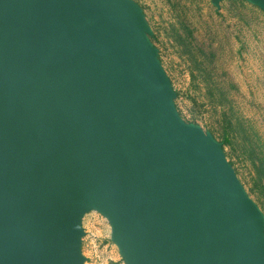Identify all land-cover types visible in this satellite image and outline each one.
Returning <instances> with one entry per match:
<instances>
[{"label":"rangeland","instance_id":"374dc122","mask_svg":"<svg viewBox=\"0 0 264 264\" xmlns=\"http://www.w3.org/2000/svg\"><path fill=\"white\" fill-rule=\"evenodd\" d=\"M94 1L108 5L116 31L136 33L149 89L143 85L144 66L137 63L139 74L132 67L129 55L135 52L129 45L127 55L111 34L59 22L57 14L68 0H59L58 7L48 0H0V144H18L30 135L32 150L45 148V158L37 155L41 167L50 164L58 177L60 151L68 162L77 159L60 108L64 119L78 117L67 116L73 107L90 119L92 100L94 112L98 101L114 103L119 117L113 123L123 126L129 143L142 126L132 107L137 100L157 126L160 111L181 142L221 162L231 181L228 192L250 211L251 233L264 240V5L258 0ZM78 7L85 10L86 1ZM150 93L157 94V103ZM10 111L19 114L13 126L5 122ZM106 118L107 113L99 115L100 135L113 129ZM12 129L9 141L4 133ZM86 133L76 136L90 141ZM172 145L168 138L161 153L146 159L150 170L166 171ZM82 153L81 163L68 171L72 190L81 172L85 181L93 168L119 177L139 164L101 165ZM98 189L96 184L93 190ZM104 192L89 191L71 217L69 264H150L142 217ZM121 195L126 201L133 197L127 191ZM36 200L44 202L39 195ZM27 252L14 240L0 250V264H24Z\"/></svg>","mask_w":264,"mask_h":264},{"label":"water","instance_id":"95a60500","mask_svg":"<svg viewBox=\"0 0 264 264\" xmlns=\"http://www.w3.org/2000/svg\"><path fill=\"white\" fill-rule=\"evenodd\" d=\"M85 1L87 8L80 11L79 3ZM258 1L264 5V0ZM54 2L58 7L59 0H48L49 6L54 5ZM107 7L94 0H68L67 3L63 2V10L57 14V19L73 29L84 27L86 30L111 34L127 55L129 45L135 52L134 56L129 55L132 67L138 71V62L144 66L143 85L148 88L146 64L136 33L126 31L128 29L116 31V16ZM68 33L72 31L64 32L65 35ZM151 96L156 102L157 94ZM91 102L90 119L81 114V104V111L73 107L67 113V116L79 114L78 117L66 119L59 107L60 116L65 121V131L70 134L77 149V159L69 161V165L68 155L60 151L63 157L59 167L63 174L58 177L53 176L50 164L41 167L42 162L37 160V155L45 158V148L38 152L32 150L30 135H22L18 144H11L9 141L14 139L15 130L4 133V137L9 140L5 139L4 142L9 144H0V160L3 162L0 165V198L5 199V204L10 207L0 211V250L17 240L28 248V259L24 264H69L71 248L68 230L71 217L90 194L89 191L99 195L105 190L104 193L111 196L113 203L120 202L128 209L136 210L142 217L140 225L147 234L145 244L149 249L150 264H235V259L237 264H250L252 258L240 234V221L234 219L222 204V193L231 181L221 162L181 142L157 106L160 115L156 119L161 121L160 126L152 121L137 100L132 101L142 126L139 136H132L134 140L128 143L130 139L125 137L127 132L123 126L113 123L119 117L113 111L115 104L98 101L94 112V100ZM105 113L108 118L104 121H109L113 129L100 135L102 120L99 115ZM18 116L10 111L4 121L13 126ZM87 122L90 124L83 129ZM85 131L91 134V139L82 142L81 136L76 134ZM141 136L146 139L140 140ZM168 138L173 143L171 162L166 163V171H151L146 159L152 160L157 153H161L159 149ZM83 151L90 154L93 163L101 165L132 160H137L139 164L131 165L129 172L122 176L119 174V177H116L115 171L111 175L93 168L91 177L85 181V172H81L76 176V188L72 190L68 184V171L73 170L77 162L81 163L79 157ZM36 169L43 172L38 173ZM96 184L98 187L101 185V189L93 190ZM126 191L133 196L131 200L128 198L126 201L122 197L121 193ZM36 195L44 198V202L36 200Z\"/></svg>","mask_w":264,"mask_h":264},{"label":"crops","instance_id":"0c3cea01","mask_svg":"<svg viewBox=\"0 0 264 264\" xmlns=\"http://www.w3.org/2000/svg\"><path fill=\"white\" fill-rule=\"evenodd\" d=\"M0 165H3L1 160ZM230 185L231 183L229 182L222 193L223 207L234 219L240 221V234L246 241V248L253 262H250V264H264V240L256 239V235L251 233L249 225L252 217L250 211H244L243 205L239 204L235 196L228 192ZM7 207H10V205L5 204V199L0 198V211H3ZM234 263L237 264L236 259Z\"/></svg>","mask_w":264,"mask_h":264}]
</instances>
